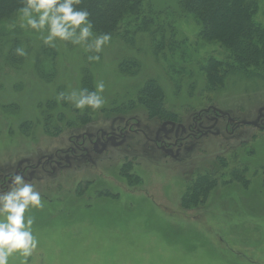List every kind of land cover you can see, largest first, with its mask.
Returning <instances> with one entry per match:
<instances>
[{"label": "rangeland", "instance_id": "1", "mask_svg": "<svg viewBox=\"0 0 264 264\" xmlns=\"http://www.w3.org/2000/svg\"><path fill=\"white\" fill-rule=\"evenodd\" d=\"M151 3L161 9L166 0ZM166 15L181 37L189 39L188 53L199 63L186 65L194 75L181 69V81L172 80L165 64L151 53L138 55L143 63L138 75L123 74L115 54L120 45H106L98 54L100 60L89 62L88 55L96 53L57 41L55 47H47L58 56L53 62L47 56L49 60L41 63L46 58L41 35L19 27L18 15L14 30L9 24L10 37L0 48V185L3 182L7 191L9 178L21 170L44 202L42 209L30 213L39 243L26 264H264V78L233 74L225 89L206 91L223 105L213 106L228 111L231 119L229 124L218 121L224 125L221 129L207 126L212 117L204 116L199 124L204 135L195 142L187 140L193 120L187 128L147 123L141 117L143 108L121 109L136 101L151 79L164 89L167 108L188 115L185 121L210 106L201 97V67L209 58L226 61L227 52L192 39L193 26L175 18L173 10ZM257 18L264 23V0L258 4ZM15 37L32 40L31 49L24 44L27 59L20 68L7 63ZM177 61L181 64L180 58ZM38 65L45 67L40 68L44 74ZM86 77L92 78L93 90L97 82L105 84L101 109L81 111L71 102L58 101L61 92L83 89ZM178 81L180 96L173 84ZM193 82L196 104L187 111ZM249 96L263 101L249 106ZM242 102L246 110L252 109L250 114L245 111L251 126L234 128V113L225 106L235 109ZM195 131L198 136L200 128ZM89 140L94 153L87 160ZM246 158L249 184L230 178L236 162ZM223 161L230 164L227 169ZM126 164L132 176L122 174ZM199 173L220 174L218 185L203 206L185 210L182 196ZM258 187L261 191L254 192ZM24 259L14 254L9 264H22Z\"/></svg>", "mask_w": 264, "mask_h": 264}, {"label": "trees", "instance_id": "2", "mask_svg": "<svg viewBox=\"0 0 264 264\" xmlns=\"http://www.w3.org/2000/svg\"><path fill=\"white\" fill-rule=\"evenodd\" d=\"M260 1L262 0H166L163 8L156 9L151 3L153 0H82L78 7L86 9L90 13L96 34L107 33L111 36V41L108 45L111 44V47L114 49L115 45H120L115 54L119 57V62H121L120 69L123 74L136 76L141 72L143 63L138 55H142V53H151L159 63L162 62L165 64L166 71L170 73L172 80L177 78V80L181 81L183 79L180 72L181 69L188 68L186 65H193V62L195 65L199 64L195 60L197 57L189 54V39L181 37L182 35L179 33L176 24L168 19V15L166 14L172 10L176 13L175 18L186 19L193 26L192 39H197L200 43L201 41L214 43L215 45H219V47L221 46L227 52L226 61L209 58L207 63L201 67L200 73L203 74L204 80V90L201 97L203 102L210 104V106H203L204 108L201 114L196 112L191 119L185 121L184 119L187 118V114L180 116L177 111L167 108L164 89L156 79L148 80L143 85L136 101H130L128 105L121 106V109H124L125 106L128 109H137L138 106L143 108L145 115H141V117L147 123H167L176 127H185L189 126L193 120L191 126L200 128V132L198 136L195 134L197 131L192 132L193 135L187 140L195 142L200 140L204 135L202 125H199L202 123L204 116H206V119L212 117L211 122H209V119L207 120V126L209 124L217 125V127H222L221 129H223L224 125L218 123V121H230L231 118L229 113H227L228 111L224 112L223 109L213 106V104L218 106L221 104V107L223 105L219 99H217L219 101L213 99L211 94H214L217 90H221L224 87L226 88L228 78L231 75L242 74L249 80L258 77L264 78V23L260 22L257 18L258 4ZM21 7H23V0H0L1 49L6 47L4 42L10 37L8 26L12 24L13 19L17 16V10ZM31 41L30 38L21 39L20 41L15 37L7 60L10 67L20 68L24 64L27 55L18 56L15 49L17 47H24L25 43H28L25 46L31 49ZM67 44L74 47L69 42ZM42 46L38 47L40 51ZM134 51L137 52V55ZM41 52L46 57L45 59L43 58L44 60L41 59V63L49 60L47 56H49L52 62L58 56V54L56 56L55 49L52 51L47 46ZM178 58H180L181 64L183 65H176ZM42 65H38V67L40 73L44 74L40 69ZM44 68L42 66V71ZM188 69V74L194 75L193 68L189 67ZM45 76L52 77L48 74ZM92 82V78L86 77L83 81V89L86 88L89 91H94ZM173 84L175 87H178L177 95L180 96L182 94L181 84H179V81ZM252 84L257 85L255 81ZM195 85L197 83L193 82L192 89L190 88L187 96L192 101V104L188 103V105L186 104L184 106L187 111L192 110L196 104L193 102ZM206 91L211 94L209 93L207 95ZM259 92L258 90L255 91V93ZM198 100L200 99L198 98ZM245 101L249 103V106L255 107L257 105L255 103L263 100H256L255 96H249ZM225 108H229L234 113L232 115L233 122L231 121L234 128L251 126V122L247 120L248 114L246 113V115L245 111H248L250 114L252 109L249 107L251 110H246L245 103H240L235 109L226 106ZM184 111L186 112V110ZM257 114V118H259V113L257 112ZM229 126L228 128L233 129L232 126ZM246 160L240 161L239 164L235 161V167L231 169L233 170V175H230L231 179L249 184L248 182L251 179L245 178V176L249 171L250 162L247 158ZM124 166L121 169L122 174L132 176L129 174V170L131 169L130 165L126 164ZM228 166L230 164L227 161L222 162L224 169H227ZM203 174L199 173L195 176V179L188 186L187 192L182 196L181 206L183 209L188 210L200 204V206H203L212 189L218 185L220 174L218 176L217 173H214L210 175L211 177ZM253 174H257V171H254ZM260 191L258 187L254 192Z\"/></svg>", "mask_w": 264, "mask_h": 264}, {"label": "clouds", "instance_id": "3", "mask_svg": "<svg viewBox=\"0 0 264 264\" xmlns=\"http://www.w3.org/2000/svg\"><path fill=\"white\" fill-rule=\"evenodd\" d=\"M82 0H23V7L17 10L19 27L41 35L46 46L55 47L56 42H69L81 46L88 55L89 62H98L99 53L111 41L107 33L96 34L90 13L79 8ZM10 25V30L16 28ZM18 56H26L23 47H17ZM105 84L99 81L94 91L72 90L70 94L61 92L59 100L71 102L83 111L101 109L105 100L102 96ZM7 191H0V264H9V258L19 254L26 264L37 249L39 241L33 234L35 218L30 213L44 207L41 193L19 173L9 178ZM26 213H29L26 216Z\"/></svg>", "mask_w": 264, "mask_h": 264}, {"label": "flooded vegetation", "instance_id": "4", "mask_svg": "<svg viewBox=\"0 0 264 264\" xmlns=\"http://www.w3.org/2000/svg\"><path fill=\"white\" fill-rule=\"evenodd\" d=\"M258 120L260 121V120H262V118L259 117ZM191 127H192V128H190V131H191V132L189 133L188 139L191 138V135H193L192 132H195V129H196L195 126H194V127L191 126ZM123 133H124V132H123ZM123 133H122V134H123ZM86 142H87V141H86ZM86 142H85V144H86ZM85 144H84V145H85ZM88 146H89V147L86 148L87 153L85 154V155L87 156V157H86L87 160H88V158H91L92 153H94L93 150H92V147H93V146L91 145L90 140H89V145H88ZM176 146H179V143H178V142L175 143V147H176ZM163 148L165 149L166 147H164V145H163ZM71 152H74V148L72 149ZM73 158H75L74 155H73ZM86 163H87V162H86ZM40 166H41V165H40ZM58 167H59V166H58ZM24 172H25V171H24ZM19 173H22V171L20 170ZM5 186H6V185L3 186V182H2L1 185H0V187H2V191H6V187H5Z\"/></svg>", "mask_w": 264, "mask_h": 264}]
</instances>
